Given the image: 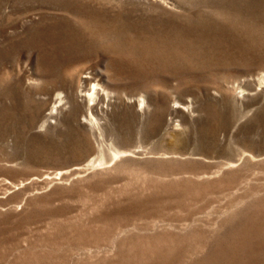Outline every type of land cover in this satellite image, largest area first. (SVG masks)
I'll return each instance as SVG.
<instances>
[{
	"label": "rangeland",
	"instance_id": "374dc122",
	"mask_svg": "<svg viewBox=\"0 0 264 264\" xmlns=\"http://www.w3.org/2000/svg\"><path fill=\"white\" fill-rule=\"evenodd\" d=\"M0 264H264V0H0Z\"/></svg>",
	"mask_w": 264,
	"mask_h": 264
}]
</instances>
